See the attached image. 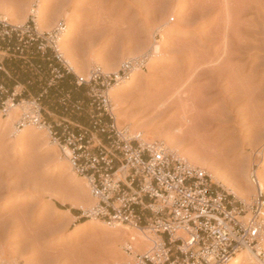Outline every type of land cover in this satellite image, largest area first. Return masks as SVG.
<instances>
[{
	"label": "rangeland",
	"instance_id": "obj_1",
	"mask_svg": "<svg viewBox=\"0 0 264 264\" xmlns=\"http://www.w3.org/2000/svg\"><path fill=\"white\" fill-rule=\"evenodd\" d=\"M215 1L0 0V12L20 21L8 19L10 24L33 21L40 33L63 23L67 39L62 47L82 64L80 71L73 70L78 75L93 65L114 73L124 60L150 55L151 43L161 40L162 52L150 56L146 69L120 89L117 109L113 103L114 114L121 117L117 128L172 146L173 151L165 147L207 175L214 170L219 183L211 181L219 189L230 192L229 185L246 179L253 191L252 169L264 185V0ZM7 57L15 71L10 77L25 87L22 99L46 91L40 107L52 131L59 134L63 121L71 123V130L88 126L85 90L74 88L72 79L67 87L65 77L54 79L51 60L33 48L24 59ZM67 93L83 102L82 112L58 108V99ZM217 113L220 122L206 121L205 116ZM40 130L30 127L10 137L9 129H0V264H114L117 250L106 239L113 227L81 217L95 204L89 188L87 194L74 188L88 187L86 180L47 129H42L45 139L34 134ZM116 177L125 183L124 172ZM89 197L94 203L87 207Z\"/></svg>",
	"mask_w": 264,
	"mask_h": 264
},
{
	"label": "built area",
	"instance_id": "obj_2",
	"mask_svg": "<svg viewBox=\"0 0 264 264\" xmlns=\"http://www.w3.org/2000/svg\"><path fill=\"white\" fill-rule=\"evenodd\" d=\"M64 28L59 23L50 33H40L33 21L14 25L0 18V51L24 59L33 48L54 63V79L71 77L74 88L85 90L88 126L75 125L76 130H71V123L63 121L59 134L52 131L40 107L46 91L22 99V88L9 92L1 77L0 116L21 106L14 123L18 132L30 127L47 129L55 143L70 151L71 167L86 180L95 199L81 217L151 234L149 248L128 264H228L245 250L264 262V193L256 170H251L253 193L245 202L215 187L204 170L169 152L163 143H146L118 129L111 91L143 72L150 55L124 60L114 73L93 65L81 76L59 49ZM0 73H5L2 66ZM57 106L62 113L84 109L83 102L71 100L68 93L58 99ZM119 171L125 173V183L116 177ZM125 252L132 254L131 247Z\"/></svg>",
	"mask_w": 264,
	"mask_h": 264
},
{
	"label": "bare ground",
	"instance_id": "obj_3",
	"mask_svg": "<svg viewBox=\"0 0 264 264\" xmlns=\"http://www.w3.org/2000/svg\"><path fill=\"white\" fill-rule=\"evenodd\" d=\"M215 1V0H214ZM218 1V0H217ZM222 1V0H221ZM221 1H219L220 3H223V2H221ZM228 1V0H227ZM210 2H212V1H210ZM216 2V1H215ZM230 2V1H229ZM228 2V3H229ZM225 4V3H224ZM213 5V4H212ZM223 6V5H222ZM218 7V6H217ZM220 7V6H219ZM231 7V6H230ZM220 8H222V7H220ZM228 8V7H227ZM1 9V8H0ZM37 10H38V8H36ZM225 9V8H224ZM227 9H225V11H226ZM6 11H8V10H6ZM36 11V10H35ZM39 11V10H38ZM38 11H36V16H37V18L39 19L40 18V16H39V12ZM222 12V11H221ZM228 13V12H227ZM2 15V18L1 19H3V20H8V19H11V20H13V21H16V22H20L19 21V19L18 20H16L15 19V17H11V16H9L8 15V13H6V12H0V16ZM228 15V14H227ZM23 18V17H22ZM227 18V17H226ZM21 19V18H20ZM67 20V19H66ZM223 20V19H222ZM227 20V19H226ZM225 21V20H224ZM39 22H40V19H39ZM227 22V21H226ZM37 23V22H36ZM42 23V22H41ZM41 23H39V26H40V28L42 27V28H44V26L41 24ZM38 26V25H37ZM46 29V28H45ZM156 31V30H155ZM161 31V30H160ZM161 33V32H160ZM158 34H159V32H158ZM225 36V35H224ZM161 37V36H160ZM223 37V36H222ZM65 39H67V31H66V27L64 28V30L62 31V33L60 34V41H59V44H60V47H59V49H60V51H61V54H62V56L64 57V59H65V61L73 68V70L75 71V68H76V70H78V71H80L81 70V66H82V64H78L76 61H75V59L73 58V56H72V54L70 55V51H69V53L66 51V53H65V51H64V47H62L63 46V44H62V42L63 41H65ZM160 39V38H159ZM223 39V38H222ZM164 40V39H163ZM224 40H225V38H224ZM222 41V40H221ZM225 43V42H224ZM226 43H228V42H226ZM223 44V43H222ZM225 45V44H224ZM227 47V46H226ZM162 41L161 40H154L152 43H151V53H150V56H158L161 52H162ZM224 50H226V49H224ZM227 51V50H226ZM225 51V52H226ZM223 53V55H224V59H226L227 57L225 56V54H227V53H225L224 54V51H222ZM222 56V55H221ZM220 56V57H221ZM219 57V58H220ZM226 57V58H225ZM218 58V59H219ZM223 59V58H222ZM220 61H222V60H220ZM228 61V60H227ZM224 62V61H223ZM223 62H221V65L219 64V66H221L222 67V63ZM226 62V61H225ZM220 63V62H219ZM229 63V62H228ZM88 64V63H87ZM227 64V63H226ZM224 65L225 67L226 66H228V65ZM83 67V66H82ZM111 68V67H110ZM223 69V68H222ZM106 70H110L109 68H106ZM115 71V70H114ZM76 72V71H75ZM83 72V71H82ZM82 72H79V74H81ZM229 74H231V73H229ZM84 74H82L81 76H83ZM133 76H135V74H133L132 76H131V78L133 77ZM215 76V75H214ZM230 76V75H229ZM216 77V76H215ZM130 78V79H131ZM230 78V77H229ZM130 79L128 80V81H126V82H124L122 85H120V86H118V87H115V88H113L112 89V91H111V98H112V100H114L113 101V103H114V105H115V107H116V109L120 106L119 105V102H118V98L120 97V94L122 95V93L120 92V89L122 88V87H125V86H128V84H129V82H130ZM121 91H122V89H121ZM124 97V96H123ZM121 98V97H120ZM124 100V99H123ZM121 104H122V101H121ZM115 109V110H116ZM22 110H23V108H21V106H14L7 114H6V118L4 119H2V120H0V129L2 130V129H9V131H8V133L9 134H7V136L8 135H10V137H16V136H18V131L17 130H12L11 131V129L13 128V123H14V121H15V119L19 116V112H22ZM206 117V121L208 120V121H210V122H220L221 121V117H222V115H221V113L219 114V113H217V114H214V115H209V116H205ZM115 119H116V122L117 123H119L120 121H121V117H119L117 114H115ZM123 119V118H122ZM205 120V119H204ZM5 131V133H7L6 132V130H4ZM3 131V132H4ZM48 131V130H47ZM132 131V130H131ZM22 134H25L26 132L24 131V130H22V131H20ZM34 132V131H33ZM134 133V132H133ZM33 133L31 132V135H32ZM34 134H38L39 136H40V140L41 139H45L46 137H47V133H46V131L45 130H40V131H38V132H35ZM30 136V135H29ZM133 136H135V137H138L139 138V140L140 141H143V140H145V141H143V142H147V143H151L152 141H154L153 140V138L152 137H149L148 135H142L141 133H140V131H136L135 133H134V135ZM31 137V136H30ZM32 138V137H31ZM20 139V138H19ZM33 140H34V138H33ZM37 140H39V139H37ZM149 141H151V142H149ZM165 146H167V147H169L168 145H165ZM169 148H172V146L171 147H169ZM172 151H173V148L171 149ZM175 150V149H174ZM178 151V150H177ZM170 152V151H169ZM171 153H173V152H171ZM63 155H64V158H69L70 157V155H71V153H70V151L67 149V148H63ZM263 155V154H262ZM57 156V155H56ZM182 158V157H181ZM190 160V164H192V166H194L193 165V162H192V160L191 159H189ZM203 169V168H202ZM210 169V168H209ZM204 170V169H203ZM208 170V169H207ZM240 172V171H239ZM217 173V172H216ZM215 172H214V170L212 171H209L208 172V174L211 176L210 178H212V180L214 181V182H216V183H219V178L220 177H218V175L216 174ZM239 174V173H238ZM243 174H245V173H243ZM2 175V174H1ZM7 177V176H6ZM241 177V176H240ZM243 177V176H242ZM237 178H238V176H237ZM5 180V179H4ZM238 180H240V179H238ZM246 180V179H245ZM245 180H243L242 182H241V180H240V182L238 183L237 182V184L235 185H229L228 186V190L230 191V193L231 194H233L234 196H236L237 198H239L240 200H242V201H248L249 199H250V197H251V195H252V192L253 191H251V188L249 187V185L250 184H248ZM220 181H221V179H220ZM245 181V182H244ZM74 182V181H73ZM225 183V182H224ZM224 183H223V185H222V187H225V185H228V184H225L224 185ZM74 184H76V183H74ZM78 184V183H77ZM79 185V184H78ZM260 185H261V182H260ZM227 187V186H226ZM261 187H262V190H263V193H264V185L262 184L261 185ZM74 188H76V190L79 192V193H82V194H87V188L88 187H86L85 185L84 186H81L80 188H79V186L77 187V186H75L74 185ZM76 194V193H75ZM89 195V194H88ZM90 198V200H88V204L87 203H85V206L87 205V207H88V205H92L94 202H93V199L91 198V197H89ZM95 200V199H94ZM83 202H85V201H83ZM93 202V203H92ZM79 205H81L82 206V204H80V202H79ZM86 208V207H85ZM14 214V213H13ZM22 215V214H21ZM20 216V215H19ZM23 217H25V216H23ZM23 220H24V218H22ZM18 221V220H17ZM16 221V222H17ZM20 221V220H19ZM17 224V223H16ZM105 224V223H104ZM112 227H113V231L114 232H111V234L110 233H106L107 235H106V237H108V238H106L107 240H110V242H112V244H113V246H112V248H115L116 250H117V253L115 254V256L113 255V257L114 258H112V261H114V264H128L129 262H130V260L132 259V257L135 255V254H139V253H142V252H144V251H146L148 248H149V246H150V241H151V239H152V235L151 234H149L145 229H135V228H131V227H128V226H126V225H122V224H115V225H112ZM130 233H132L133 235H131ZM263 246H264V242H263ZM128 247H131V249H132V254H128L127 252H125V248H128ZM263 249H264V247H263ZM113 254V253H112ZM129 259V260H128ZM256 262H258V264H264V262H262V261H260V260H256V258H255V256L254 255H252L249 251H247V250H245V251H241V252H239L237 255H236V257H234L228 264H257Z\"/></svg>",
	"mask_w": 264,
	"mask_h": 264
},
{
	"label": "crops",
	"instance_id": "obj_4",
	"mask_svg": "<svg viewBox=\"0 0 264 264\" xmlns=\"http://www.w3.org/2000/svg\"><path fill=\"white\" fill-rule=\"evenodd\" d=\"M7 54H5L4 52L0 51V67L2 66V70H4L5 73H0V77L1 80L6 79L7 82H3L4 85L6 86V88L8 89V91L10 92L12 89H14L15 87H21L23 90V96H25V87L21 84H19L16 80L12 79V77H10L9 73L13 76L15 71H11L12 69L9 68L8 63H7ZM11 60V59H9ZM26 61H20V64H25ZM70 79H72L71 77H65L63 80L64 85L67 87V83L71 84ZM54 120H52L53 122Z\"/></svg>",
	"mask_w": 264,
	"mask_h": 264
}]
</instances>
